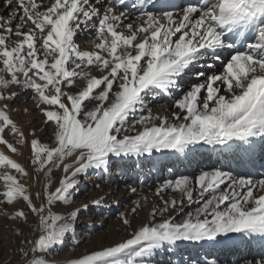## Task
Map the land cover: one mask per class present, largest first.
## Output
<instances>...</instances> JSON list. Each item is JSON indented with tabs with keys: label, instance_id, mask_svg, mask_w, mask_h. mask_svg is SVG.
<instances>
[{
	"label": "snow or ice",
	"instance_id": "6c2138e0",
	"mask_svg": "<svg viewBox=\"0 0 264 264\" xmlns=\"http://www.w3.org/2000/svg\"><path fill=\"white\" fill-rule=\"evenodd\" d=\"M3 7L0 145L13 154H20L17 145H29L35 180L44 177L43 191L33 196L21 181L30 176L25 166L0 150L2 202L24 205L10 214L0 209L23 225L16 231L22 264H50L48 257L75 234L90 204L120 203L101 195L58 214L54 206L75 203L80 177L99 175L108 183L114 171L139 169L155 153L188 156L204 146L264 168V0H3ZM89 37L91 49L85 50L77 41ZM217 63L222 70L209 74ZM21 92L53 128L51 145L35 130L29 139L13 119L11 104ZM162 96L173 110L154 114L150 104ZM56 170L62 176L50 190ZM169 190L179 197L164 199ZM128 191L137 188L128 185ZM156 195L162 206H154L130 238L67 264H155L157 254L175 257L188 247L195 256L189 252L190 258L180 255L169 264H222L200 253L252 245H259L260 258L240 256L236 264H264V173L213 168L195 179H167ZM194 203L199 206L179 222L175 216L155 222ZM141 206L136 201L131 213ZM30 217L32 239L24 234ZM120 220L132 228L127 214L121 212Z\"/></svg>",
	"mask_w": 264,
	"mask_h": 264
},
{
	"label": "rangeland",
	"instance_id": "374dc122",
	"mask_svg": "<svg viewBox=\"0 0 264 264\" xmlns=\"http://www.w3.org/2000/svg\"><path fill=\"white\" fill-rule=\"evenodd\" d=\"M7 10L3 7V0H0V14H6ZM78 43L85 50L91 49V37L88 39L78 38ZM219 63L213 68L208 69L211 72H220L222 69ZM194 82L193 77L188 78ZM27 98H24L26 97ZM11 115L17 121L21 130L25 135L31 139L30 133L35 130L37 137L42 143L51 145L53 137V128L44 124V117L40 114L35 102L27 93L21 92L17 100L11 104ZM150 107L154 114L167 115L172 109V104L166 96L158 97L152 101ZM27 110V111H25ZM6 138L10 142H15L16 137L11 133L6 132ZM20 154L10 153L3 145H0V150L5 151L13 159L21 163L29 172V177H21V181L29 185L30 192L33 196L37 191H43L44 177L43 173L39 174V180H35L34 166L30 163V146L17 145ZM227 156V157H226ZM245 161L247 158H244ZM213 168H220L225 171H232L234 175L241 174L245 171H251L255 175L257 171L264 173V168L259 167V161L255 168L251 164L241 162L234 159L231 154L226 153L223 156L217 155L209 151V146L200 148L199 152H194L191 155L184 156L182 154H174L169 151L164 153H155L154 158L144 160L139 169H128L126 172H113L110 182L105 183L99 175L89 174L87 178L80 177V184L73 197L75 203L72 206L57 205L54 206V211L58 214H67L68 211L79 207L83 203H89L90 200L101 195L105 196L107 203H111L113 199H118V205H112L111 208H97L90 204L87 211H82L78 216L75 234H69L62 245H60L50 257H48L50 264H67V261L79 257L81 254L93 250H101L103 247L112 246L115 242H121L130 238L132 231L139 226L148 223L150 220V213L154 206H162L160 196L156 195V188L167 179H176L181 175H187L195 179L202 171H211ZM5 169L0 168V175H3ZM62 176V171L56 170L53 174V188L54 190L58 184L55 182ZM256 178H259L258 176ZM99 183L101 187L97 189L95 185ZM128 185L137 188L136 193L128 191ZM4 191L3 184L0 183V192ZM164 199L171 197H179V193H173L170 190L162 193ZM195 195V194H194ZM146 197L147 199H142ZM141 202V208L135 213H131V209L135 206L136 201ZM39 203V201H36ZM23 202L14 206L6 205L2 202L0 197V209H4L9 214L16 209L23 207ZM199 204L188 205L185 204L183 212L177 215L176 211L165 214L164 217L157 216L156 223L167 218V216H175L176 221L179 222L183 216L194 211ZM123 212L132 219V228H126L122 225L120 220V213ZM32 221L28 227L25 228L24 234L29 239L33 238L35 229V219L30 217ZM18 227H23L21 222L13 221L9 217L0 215V264H22L25 259L18 247L23 245V241L17 236L16 231ZM30 247V245H26ZM191 252L193 256L196 255V250L188 247L182 250L177 256L170 253H160L154 257L155 264H169L170 260L179 259L183 255L185 259L190 258L188 253ZM260 252L259 245H252L249 248H240L236 252L224 251L217 252L216 256H205L200 253L201 259H213L219 257L222 264H236L240 256L251 258L256 256L259 259Z\"/></svg>",
	"mask_w": 264,
	"mask_h": 264
},
{
	"label": "bare ground",
	"instance_id": "6f19581e",
	"mask_svg": "<svg viewBox=\"0 0 264 264\" xmlns=\"http://www.w3.org/2000/svg\"><path fill=\"white\" fill-rule=\"evenodd\" d=\"M161 2H163V0H161ZM177 2H179V0H177ZM168 10H172V11H178V9H168ZM219 65H217L218 67ZM227 157V156H226Z\"/></svg>",
	"mask_w": 264,
	"mask_h": 264
}]
</instances>
